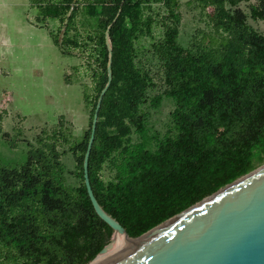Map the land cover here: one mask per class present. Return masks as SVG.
<instances>
[{"label": "trees", "instance_id": "obj_1", "mask_svg": "<svg viewBox=\"0 0 264 264\" xmlns=\"http://www.w3.org/2000/svg\"><path fill=\"white\" fill-rule=\"evenodd\" d=\"M241 0H189L199 9L205 28L197 29L190 47L178 42L179 0H38L59 22L53 43L62 53L79 48L68 31L85 6L98 4L103 15H91L96 27L89 39V59L100 81L84 136L72 141L59 116L28 143L24 159L0 166V262L9 264H87L109 242L111 229L98 217L83 182V157L97 97L106 82L105 30L112 46V81L104 94L88 158V177L98 203L131 237L159 225L253 168L255 151L264 152V35L246 22ZM152 4L164 11L158 21L162 37L152 43L161 64L164 89L150 72L135 64L134 41L151 35ZM89 10V8L87 9ZM264 19V2L251 7ZM89 15V16H90ZM63 28V31H61ZM61 34V36H60ZM172 98V128L153 150L131 143L144 131L140 106ZM8 136L7 133H4ZM11 148L17 142L8 138ZM71 153L76 186L65 180L62 156ZM107 166L113 174L102 178Z\"/></svg>", "mask_w": 264, "mask_h": 264}, {"label": "rangeland", "instance_id": "obj_2", "mask_svg": "<svg viewBox=\"0 0 264 264\" xmlns=\"http://www.w3.org/2000/svg\"><path fill=\"white\" fill-rule=\"evenodd\" d=\"M32 1L31 20L34 26H38L46 30L51 38L49 48L53 49L55 57L49 56V75L48 83L52 82V86L57 85V92L48 94L43 99L47 102L49 112L42 115H37L38 119L24 118L21 114L9 112V107L3 100L6 96L0 95V166H11L24 159L27 144H34L36 136L42 129H50L55 125L59 113L65 112L66 127L69 128V133L72 141H77L84 136L89 125L91 104H86L84 95L89 97V101H93L96 90L99 88L100 81L93 76L94 68L90 57H94V43L89 39L96 27V21L92 18L94 13L103 15L104 10L98 4H90L85 7L84 13L76 19L74 27L68 31L69 35H77L80 41L79 48H71L70 54L62 53L59 48L53 43V36L58 35L59 22L52 14H48L46 20L39 21L45 14V10L38 8L35 1ZM264 2V0H262ZM181 13V21L179 24L178 42L184 47H190L193 42V37L197 29L205 28L204 22L199 18V9L194 6V2L189 0H179ZM260 0H241L238 7L246 14V22L256 31L264 35V19L253 18L250 14L251 7H258ZM151 8L146 12L152 13L155 22L151 27V35L139 36L134 41L135 48V64L142 70L150 72L153 80L156 82V87H151L147 90L148 97H152L163 91L164 85L161 80V64L153 55L151 45L162 37V28L160 27L158 18L164 11L161 4H152ZM89 8V10H87ZM88 12L91 14L88 15ZM207 29V28H205ZM63 31V28H61ZM61 36V34H60ZM0 74H4L0 72ZM50 84V83H49ZM60 100L68 104L64 110L52 108L51 105L60 104ZM70 105L72 109L70 108ZM13 106V105H12ZM13 108V107H12ZM53 109V110H52ZM174 109V101L172 98L162 96L156 106L150 105L149 99L140 106V110L145 114L144 131L141 134L132 133L131 143H143L145 148L153 150L158 139H161L172 128L171 112ZM29 115V114H28ZM7 133L8 136H5ZM17 142L16 148H11L7 140ZM62 162L65 165L66 173L65 180L69 185L76 186L79 180L72 173L75 169V162L71 153H66L62 156ZM253 169H256L264 164V152L255 151L252 159ZM250 170V171H251ZM113 171L107 166L102 171V178L107 180L111 177ZM118 239V238H117ZM113 242V241H112ZM108 244V243H107ZM0 264H9L2 263Z\"/></svg>", "mask_w": 264, "mask_h": 264}, {"label": "water", "instance_id": "obj_3", "mask_svg": "<svg viewBox=\"0 0 264 264\" xmlns=\"http://www.w3.org/2000/svg\"><path fill=\"white\" fill-rule=\"evenodd\" d=\"M120 11L121 7L104 34L108 57L106 82L91 118L83 157V182L94 211L112 231L108 244L118 237L136 239L157 230L95 261L106 244L87 264H264V164L134 238L95 198L88 177V158L101 101L112 81V46L108 33Z\"/></svg>", "mask_w": 264, "mask_h": 264}, {"label": "crops", "instance_id": "obj_4", "mask_svg": "<svg viewBox=\"0 0 264 264\" xmlns=\"http://www.w3.org/2000/svg\"><path fill=\"white\" fill-rule=\"evenodd\" d=\"M31 13V0H0V72L4 73L0 74V95L6 96L3 103L9 112L38 119L49 112L43 99L56 93L57 85L48 83L49 56L55 57L49 48L51 38L46 30L32 24ZM60 102L52 108L64 110L68 106ZM64 113L58 117L66 120Z\"/></svg>", "mask_w": 264, "mask_h": 264}, {"label": "bare ground", "instance_id": "obj_5", "mask_svg": "<svg viewBox=\"0 0 264 264\" xmlns=\"http://www.w3.org/2000/svg\"><path fill=\"white\" fill-rule=\"evenodd\" d=\"M157 230V228L145 233L144 235H142L141 237L139 238H136V239H125V238H122V237H118V239H116L115 241L113 242H110L109 244H107L104 248V250L102 252H100L96 258L95 261H99V260H102L138 241H140L141 239L147 237L148 235L152 234L153 232H155Z\"/></svg>", "mask_w": 264, "mask_h": 264}, {"label": "built area", "instance_id": "obj_6", "mask_svg": "<svg viewBox=\"0 0 264 264\" xmlns=\"http://www.w3.org/2000/svg\"><path fill=\"white\" fill-rule=\"evenodd\" d=\"M112 174H113V173H112ZM111 176H112V175H111ZM110 178H111V177H109L108 179H110ZM108 179H107V180H108Z\"/></svg>", "mask_w": 264, "mask_h": 264}]
</instances>
